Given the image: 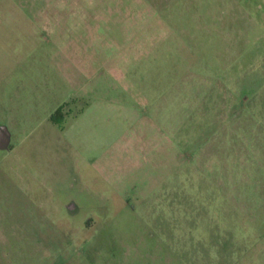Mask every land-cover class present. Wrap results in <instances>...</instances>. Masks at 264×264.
<instances>
[{
  "label": "rangeland",
  "instance_id": "1",
  "mask_svg": "<svg viewBox=\"0 0 264 264\" xmlns=\"http://www.w3.org/2000/svg\"><path fill=\"white\" fill-rule=\"evenodd\" d=\"M1 126L0 264H264V0H0Z\"/></svg>",
  "mask_w": 264,
  "mask_h": 264
},
{
  "label": "water",
  "instance_id": "2",
  "mask_svg": "<svg viewBox=\"0 0 264 264\" xmlns=\"http://www.w3.org/2000/svg\"><path fill=\"white\" fill-rule=\"evenodd\" d=\"M10 140V132L6 126L0 127V148H7Z\"/></svg>",
  "mask_w": 264,
  "mask_h": 264
},
{
  "label": "trees",
  "instance_id": "3",
  "mask_svg": "<svg viewBox=\"0 0 264 264\" xmlns=\"http://www.w3.org/2000/svg\"><path fill=\"white\" fill-rule=\"evenodd\" d=\"M63 110V106L59 107V109L56 111V113L54 115H52V120L54 123H62V121L64 120V115L62 113ZM57 115V116H55ZM58 115H61L60 118L61 120L58 118Z\"/></svg>",
  "mask_w": 264,
  "mask_h": 264
},
{
  "label": "flooded vegetation",
  "instance_id": "4",
  "mask_svg": "<svg viewBox=\"0 0 264 264\" xmlns=\"http://www.w3.org/2000/svg\"><path fill=\"white\" fill-rule=\"evenodd\" d=\"M10 146H11V144H10V142L8 143V146H7V149H10ZM73 204V203H72Z\"/></svg>",
  "mask_w": 264,
  "mask_h": 264
}]
</instances>
